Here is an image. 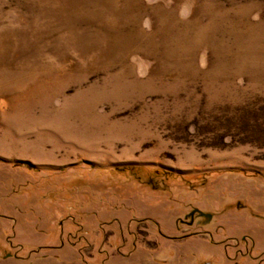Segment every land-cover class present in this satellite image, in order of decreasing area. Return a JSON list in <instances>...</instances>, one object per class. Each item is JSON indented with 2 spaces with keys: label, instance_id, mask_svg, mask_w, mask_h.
I'll use <instances>...</instances> for the list:
<instances>
[{
  "label": "rangeland",
  "instance_id": "1",
  "mask_svg": "<svg viewBox=\"0 0 264 264\" xmlns=\"http://www.w3.org/2000/svg\"><path fill=\"white\" fill-rule=\"evenodd\" d=\"M0 264H264V0H0Z\"/></svg>",
  "mask_w": 264,
  "mask_h": 264
}]
</instances>
